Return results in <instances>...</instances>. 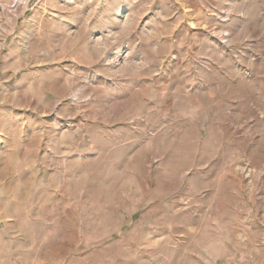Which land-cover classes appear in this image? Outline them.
I'll return each instance as SVG.
<instances>
[{"label":"rangeland","instance_id":"1","mask_svg":"<svg viewBox=\"0 0 264 264\" xmlns=\"http://www.w3.org/2000/svg\"><path fill=\"white\" fill-rule=\"evenodd\" d=\"M0 264H264V0H0Z\"/></svg>","mask_w":264,"mask_h":264},{"label":"built area","instance_id":"2","mask_svg":"<svg viewBox=\"0 0 264 264\" xmlns=\"http://www.w3.org/2000/svg\"><path fill=\"white\" fill-rule=\"evenodd\" d=\"M23 1H25V4H29V3H32L33 1H38V0H23Z\"/></svg>","mask_w":264,"mask_h":264}]
</instances>
